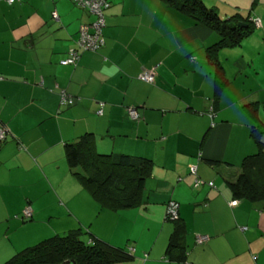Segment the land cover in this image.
I'll list each match as a JSON object with an SVG mask.
<instances>
[{
    "label": "crops",
    "instance_id": "1",
    "mask_svg": "<svg viewBox=\"0 0 264 264\" xmlns=\"http://www.w3.org/2000/svg\"><path fill=\"white\" fill-rule=\"evenodd\" d=\"M200 1L251 22L237 44L216 46L219 89L205 51L218 34L163 0H107L102 43L66 64L59 60L77 47L78 25L93 17L86 9L0 0V263L80 228L86 241L131 248L114 264H264V201L228 186L257 151L251 133L261 130L264 141V0ZM144 69L151 81L137 77ZM83 134L97 152L150 160L133 205L113 207L71 172L64 144ZM168 200L175 222L164 216ZM178 223L185 255L174 261L164 251Z\"/></svg>",
    "mask_w": 264,
    "mask_h": 264
},
{
    "label": "trees",
    "instance_id": "2",
    "mask_svg": "<svg viewBox=\"0 0 264 264\" xmlns=\"http://www.w3.org/2000/svg\"><path fill=\"white\" fill-rule=\"evenodd\" d=\"M163 1L189 16L192 22L202 23L218 34L217 43L207 46L205 51L214 66V87L219 89L224 85L225 77L214 53L216 46L237 44L250 31V20L238 13L221 18L214 7L204 5L200 0ZM240 20L247 24L238 25ZM252 104L247 105L253 108ZM261 133V130L251 133L257 151L242 158L238 173L233 180L228 181L234 196L245 197L250 201H264V141L260 137ZM64 153L71 172L87 185L93 196L107 201L113 207L131 206L136 202L135 193L141 187L151 164L146 157L127 154L113 156L97 152L88 134L66 142ZM177 216L169 220L175 222ZM181 230V224H176L167 241L164 253L169 260L180 261L184 258V246L175 238ZM80 234V228H73L63 234L47 236L22 247L0 264H58L63 259L71 258L76 264H114L131 257L129 248L114 246L98 238L86 241Z\"/></svg>",
    "mask_w": 264,
    "mask_h": 264
},
{
    "label": "built area",
    "instance_id": "3",
    "mask_svg": "<svg viewBox=\"0 0 264 264\" xmlns=\"http://www.w3.org/2000/svg\"><path fill=\"white\" fill-rule=\"evenodd\" d=\"M6 3H11L13 0H4ZM76 5L86 9L93 17L88 22H83L78 25L77 28V38L75 40V45L77 47H70L67 50V55L59 60L60 63H74L78 56L79 50H94L100 46L102 43L101 37V26L104 23L103 8L107 5L106 0H72ZM51 15L56 17V12L51 11ZM137 77L144 81H151L153 78V72L150 69H144L138 72ZM61 101L66 103L71 102V98L66 96L63 90H60ZM100 111V109H98ZM127 113L130 117H136V111L132 107H127ZM6 129L0 126V139L4 137ZM190 171H194V164L189 165ZM198 179L195 178V183H198ZM208 184H211L209 181ZM235 200H231L229 203L233 204ZM23 214L27 216L29 214L28 208L23 210ZM166 219H172L177 216V203L174 200H168L165 204ZM204 235H197L196 241H201L204 239ZM129 249H131L129 247Z\"/></svg>",
    "mask_w": 264,
    "mask_h": 264
},
{
    "label": "water",
    "instance_id": "4",
    "mask_svg": "<svg viewBox=\"0 0 264 264\" xmlns=\"http://www.w3.org/2000/svg\"><path fill=\"white\" fill-rule=\"evenodd\" d=\"M237 24L240 26L246 25V23L243 21H238ZM58 264H76V263H75L74 259L71 258V259H63Z\"/></svg>",
    "mask_w": 264,
    "mask_h": 264
}]
</instances>
